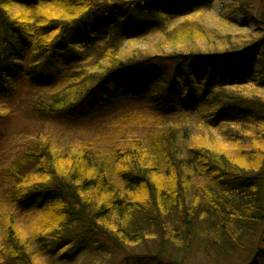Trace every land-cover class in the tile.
Instances as JSON below:
<instances>
[{
    "label": "trees",
    "instance_id": "obj_1",
    "mask_svg": "<svg viewBox=\"0 0 264 264\" xmlns=\"http://www.w3.org/2000/svg\"><path fill=\"white\" fill-rule=\"evenodd\" d=\"M216 1L0 0V264H187L196 241L264 264V0H234L246 35L202 28ZM63 116L104 145L45 137Z\"/></svg>",
    "mask_w": 264,
    "mask_h": 264
},
{
    "label": "rangeland",
    "instance_id": "obj_2",
    "mask_svg": "<svg viewBox=\"0 0 264 264\" xmlns=\"http://www.w3.org/2000/svg\"><path fill=\"white\" fill-rule=\"evenodd\" d=\"M262 0H251L254 4V7H260ZM234 0H217L212 8V10L205 11L199 18L198 22L202 24V28L210 34H224L228 32L238 33L241 35H246L253 30L252 27L245 26L244 17L238 11H234L232 4ZM181 20H178L180 22ZM182 26V25H181ZM208 30V31H207ZM183 36V34H182ZM194 37L193 35H189V37ZM197 37V36H195ZM161 36L148 37L142 40H133L126 41L125 47H129L127 49H139L141 51H152L159 49V40ZM204 42V40L200 41ZM125 50V48H124ZM98 52L93 50L89 53L86 61L88 65L92 68L97 67L94 66V62L98 59ZM89 59V60H88ZM94 66V67H93ZM63 77H55L49 85V89L53 87L59 86V84L63 83ZM61 83V84H62ZM60 84V85H61ZM43 90V88H42ZM51 90V89H50ZM48 90V91H50ZM47 91V92H48ZM32 97L31 91H25L20 98L16 100V105L19 104L17 111L15 112L13 118V127L18 132L21 127L25 124L29 126L30 133H32V128L37 125L32 121L31 117L27 114L24 108H21L26 102L30 101ZM120 110V109H118ZM116 114V113H115ZM76 118V116H74ZM73 118V117H72ZM73 119H67L66 116L54 118L51 121L43 122L41 124V128H43V134L45 137H55L58 138V143L62 145H69V147H78L81 142L90 143V144H100L101 141L98 139L99 137H105L107 133L110 131L109 127L106 126L105 122H93L91 124L78 125L75 124ZM192 126L197 125V122H192ZM40 128V127H38ZM221 140V138L217 139ZM15 151V150H14ZM201 180V179H199ZM202 181V180H201ZM19 223L24 227L26 231L30 230V225L34 219V216L26 217L24 213H20L18 215ZM259 237H258V236ZM260 238L259 234L250 235L246 237L245 243L247 246H255L258 243ZM169 250H172V247H169ZM228 253H221V250H213L209 251L207 247L203 246L200 241H196L192 244L191 247L188 248L187 251L182 249L181 251H176L177 257H184L187 264H236L242 258L246 257V252L238 250H231L230 247L226 249ZM38 264H43V259H38Z\"/></svg>",
    "mask_w": 264,
    "mask_h": 264
}]
</instances>
